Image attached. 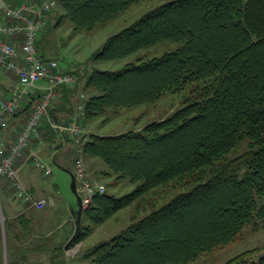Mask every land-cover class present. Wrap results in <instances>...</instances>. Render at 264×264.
<instances>
[{
    "label": "trees",
    "instance_id": "trees-1",
    "mask_svg": "<svg viewBox=\"0 0 264 264\" xmlns=\"http://www.w3.org/2000/svg\"><path fill=\"white\" fill-rule=\"evenodd\" d=\"M57 1L63 10L58 20L68 18L76 35L107 25L142 0ZM165 40L181 45L117 70L94 67L89 72L79 64L64 68L57 56L42 53L77 76L74 85L61 86L57 99L87 93L79 94L77 121L57 119L62 125L79 122L86 128L110 111L133 108L198 82L189 102L140 129L90 132L86 141L71 138L88 161L96 167L101 163L99 176L133 185L124 194L107 187L97 194L84 209L82 232L73 245L121 210L134 203L142 206L157 188L188 189L137 214L116 236L80 253L95 264H191L235 241L245 226L264 225V0L164 2L109 36L88 62L122 60ZM13 221L12 227H20L13 229L17 238L33 241L19 254L44 249L50 252V264H63L70 236L56 239L59 231L53 232L55 239L35 237L26 215ZM262 248L237 254L226 264H264V255L254 256Z\"/></svg>",
    "mask_w": 264,
    "mask_h": 264
},
{
    "label": "rangeland",
    "instance_id": "rangeland-1",
    "mask_svg": "<svg viewBox=\"0 0 264 264\" xmlns=\"http://www.w3.org/2000/svg\"><path fill=\"white\" fill-rule=\"evenodd\" d=\"M167 1L170 0H142L139 3L131 5L127 10L121 13L120 16L110 21L107 25L94 31H85L76 35L72 32V26L68 18L58 20L59 14L63 13V10L57 5L51 13V17L54 19L51 29V49H54L55 56L57 55V57L61 59L62 66L68 68L69 62H74L75 66H78V64L83 67L85 66V69L89 72L94 67L117 70L125 66L128 62H139L142 59L161 56L165 52L178 48L181 45V42L165 40L151 47L143 48L122 60L113 62H88V59H90L93 52L98 50L109 36L132 24L149 10ZM195 84H198V82L189 85L182 91L168 92L159 99L146 102L133 108H121L116 109V111H110L106 116L90 122L85 129L88 133L97 132L102 134H116L128 130L140 129L147 123L160 119L189 102V98L192 95H195V91L193 90ZM80 92L81 94L85 93L87 95L84 91ZM196 94L198 95V93ZM36 139L32 141V144L33 142H36ZM68 145L69 146L63 150V155H65L66 159L65 167L61 168L58 164L52 161L51 167L53 169V174L48 176L42 172L44 176H47L51 182L56 184L51 197V199L54 200L53 202H55L56 211H51L49 206L44 209H38L33 205H28V207L33 208L31 210H33L32 212L34 213L33 215L35 219L41 220L53 217L55 223L57 221L59 222V227L54 231L55 233H58L59 231L61 233V230H64L68 226L69 220H75L78 217L80 208L78 197L73 188V178L69 172V170L73 169L74 159L77 156L79 147L74 151L70 144ZM82 156L86 167L88 168L87 159L84 153H82ZM35 168H37L36 165ZM103 180V183L109 188L111 193L120 195L133 188V185L127 180L116 181L109 178ZM12 190L14 191V196L10 195L11 204L14 205V212L17 214L21 209L19 204L22 200L16 196L15 189L12 188ZM185 190L188 189L176 187L168 189L157 188V192L149 194L147 200L141 204L142 206L135 207L136 203H134L128 208L121 210L115 217L101 225L95 226V230L87 239H85V241L72 245L69 249H65L66 254L63 264H95L91 260L80 258V253L102 240L116 236L122 230L127 228L133 220V217L137 214L140 216L145 214L146 211L157 209L169 202L177 193ZM150 202L151 204H149ZM2 204H4V200ZM152 204L153 206H151ZM1 207V219L3 221L7 222L9 220H14L18 216L16 215L15 217L8 219L4 212L3 205H1ZM256 227L257 226L255 225L245 226L235 241L223 245L212 252L203 254L191 264H226L228 260L237 254L258 246H264V225L260 222V225H258L257 228ZM36 230L38 229L36 228ZM36 232L34 233L35 237H37ZM50 236L52 239H55L56 235L53 233ZM261 255H264V248L258 250L254 254L255 258H258ZM44 264H50L48 255H44Z\"/></svg>",
    "mask_w": 264,
    "mask_h": 264
},
{
    "label": "built area",
    "instance_id": "built-area-1",
    "mask_svg": "<svg viewBox=\"0 0 264 264\" xmlns=\"http://www.w3.org/2000/svg\"><path fill=\"white\" fill-rule=\"evenodd\" d=\"M57 5V0H23L18 3L0 0V13L6 19L0 21V67L14 74L18 80L13 95L0 106V124L24 107L27 93L37 96L38 90L41 91L15 140L6 143L0 138V176L8 180L18 198L38 209H44L48 201L35 197L25 186L17 161L23 152L30 149L32 141L41 137L42 125L49 116V108L61 94V86L74 85L77 80L76 74L61 67L57 59H45L39 47ZM54 127L72 139L83 137L86 141L88 137L87 130L79 122L66 125L54 122ZM78 150L73 172L83 207L87 209L97 194L106 191V185L90 177L82 156L83 147ZM31 158L43 173L48 176L53 174L52 167L42 158L34 153Z\"/></svg>",
    "mask_w": 264,
    "mask_h": 264
},
{
    "label": "crops",
    "instance_id": "crops-1",
    "mask_svg": "<svg viewBox=\"0 0 264 264\" xmlns=\"http://www.w3.org/2000/svg\"><path fill=\"white\" fill-rule=\"evenodd\" d=\"M10 1L18 3L23 0ZM5 20L6 19L0 14V21ZM53 21V17H50L48 26L39 42L41 52L49 58L55 56V50L51 49L52 46L50 43L52 40L51 29ZM63 67L67 68L65 66ZM68 67H75L74 62H69ZM17 85V77L12 73L4 71L0 67V106L11 97ZM80 93H73L70 98L67 97L66 94H64L56 101H54L53 105L49 108V116L45 119L42 125L41 137L36 139V142H33V144H31L30 149L23 152L17 161L19 173L29 191L33 193V195L37 198H46L48 201L46 208L49 206V209L51 211H54L56 209L55 202H53L54 200L51 199L52 191L55 188L56 184L54 182H51L47 176H44V174L42 173L43 171L35 168L33 160H31V155L33 153L36 154L50 166L53 161L54 163H57L61 168L65 167L66 159L65 155H63V150L66 149L67 146H69L68 144H70V146L75 151L78 147V141H74L65 135L67 137L66 138L60 130L54 127V122L57 121L58 123L59 120L57 119H60V122L62 123L77 121L79 115L78 105L81 102V99L79 98ZM30 94L31 93H27L26 95L24 107L16 114L11 115L5 123L0 124V138L6 143H11L15 140L17 133L25 125L26 121L29 118L30 111L32 110L36 101L39 99ZM31 97L35 99V101L30 107H28V103L30 102L29 100H31ZM51 113H53L56 117V121L50 117ZM87 164L89 174L93 179H103L97 173V168H99L101 163H97L96 167L95 162L87 160ZM10 195L14 196V191L12 190L8 180L5 177L0 176V264H44V255H48L50 262V252L48 250L38 249L33 251L31 249L26 252L25 255L21 253L19 254L18 251H21L28 247V244L32 239L27 237H23V239L17 238V236L14 234L13 229L15 228V230H18L20 229V227L18 225L12 227L14 224L13 220L7 221V224L1 219V205H3L4 212L6 213L8 219H11L16 215H26L27 219L29 220L27 222H29L30 227L34 228L35 230L37 228V234L44 235H39L42 238L50 237L51 233H53L59 227V222L57 221L55 223L53 221V217H48L41 220L35 219L33 215L34 213L32 212L33 210H31L33 208L28 207V205L23 201H21V203L19 204V207H21V209L16 214L14 212V205L11 204ZM3 200L4 204H2ZM75 229V220H69L68 226L64 230H61L59 237H56V239H64L68 236L71 237ZM26 258L30 260V262H27Z\"/></svg>",
    "mask_w": 264,
    "mask_h": 264
},
{
    "label": "water",
    "instance_id": "water-1",
    "mask_svg": "<svg viewBox=\"0 0 264 264\" xmlns=\"http://www.w3.org/2000/svg\"><path fill=\"white\" fill-rule=\"evenodd\" d=\"M69 172L71 173L72 178H73V188H74V192L76 193V195L78 197L80 208H79V212H78V217L75 219L76 229H75L73 235L67 241V243L65 245V249H69L75 243L76 239L80 236V234L82 232L83 215H84V207L82 204V195L78 190L77 182H76L75 175H74L73 171L69 170Z\"/></svg>",
    "mask_w": 264,
    "mask_h": 264
}]
</instances>
